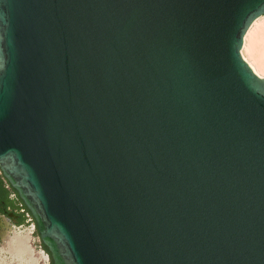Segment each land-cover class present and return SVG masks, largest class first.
<instances>
[{
	"label": "water",
	"instance_id": "1",
	"mask_svg": "<svg viewBox=\"0 0 264 264\" xmlns=\"http://www.w3.org/2000/svg\"><path fill=\"white\" fill-rule=\"evenodd\" d=\"M264 0H0V173L54 264H264Z\"/></svg>",
	"mask_w": 264,
	"mask_h": 264
},
{
	"label": "flooded vegetation",
	"instance_id": "2",
	"mask_svg": "<svg viewBox=\"0 0 264 264\" xmlns=\"http://www.w3.org/2000/svg\"><path fill=\"white\" fill-rule=\"evenodd\" d=\"M0 264H54L33 214L1 173Z\"/></svg>",
	"mask_w": 264,
	"mask_h": 264
},
{
	"label": "bare ground",
	"instance_id": "3",
	"mask_svg": "<svg viewBox=\"0 0 264 264\" xmlns=\"http://www.w3.org/2000/svg\"><path fill=\"white\" fill-rule=\"evenodd\" d=\"M239 49L253 70L264 77V14L249 25Z\"/></svg>",
	"mask_w": 264,
	"mask_h": 264
}]
</instances>
